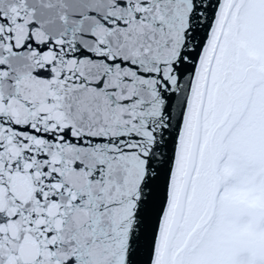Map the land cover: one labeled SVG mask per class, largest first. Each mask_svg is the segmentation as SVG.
Masks as SVG:
<instances>
[{
    "label": "snow or ice",
    "instance_id": "6c2138e0",
    "mask_svg": "<svg viewBox=\"0 0 264 264\" xmlns=\"http://www.w3.org/2000/svg\"><path fill=\"white\" fill-rule=\"evenodd\" d=\"M0 264H264V0H0Z\"/></svg>",
    "mask_w": 264,
    "mask_h": 264
}]
</instances>
